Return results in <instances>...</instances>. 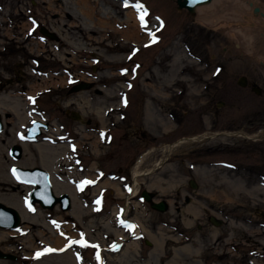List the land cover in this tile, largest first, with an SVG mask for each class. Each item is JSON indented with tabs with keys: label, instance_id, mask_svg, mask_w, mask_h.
I'll list each match as a JSON object with an SVG mask.
<instances>
[{
	"label": "rangeland",
	"instance_id": "374dc122",
	"mask_svg": "<svg viewBox=\"0 0 264 264\" xmlns=\"http://www.w3.org/2000/svg\"><path fill=\"white\" fill-rule=\"evenodd\" d=\"M78 1L0 0V153L10 177L7 196L28 213L15 230L0 228V249L17 256L0 264H264V186L257 175L264 173V138L223 134L246 132L249 115L264 121V64L255 58L264 55V28L252 56L186 9H177L175 0H129L130 5L90 0L103 24L81 14ZM257 2L264 8V0ZM41 25L57 38L43 36ZM130 46L137 48L134 59L141 67L127 94L117 68L125 64ZM53 51L64 56L57 59ZM83 69L92 73L86 79L92 87L70 92L67 82L84 79ZM242 76L247 86L238 84ZM123 92L130 107L120 102ZM220 101L223 105L216 106ZM112 104L130 112L124 128L134 124L146 131V140L152 138L133 161L127 188L118 176L107 180L118 183L115 190L102 186L105 179L96 172L102 163L103 110ZM2 106L19 107L23 118L11 119ZM66 109L89 122L66 118ZM55 114L66 128L57 130ZM41 115L53 124L43 136L56 140L60 134L54 146L25 137L27 126ZM113 115L117 119L118 112ZM203 133L207 136L200 140L174 146L165 159L166 146ZM15 144L21 146L19 158L9 153ZM146 147L152 151L144 156ZM94 161L98 168L91 170ZM13 166L52 171L62 188L75 193L76 207L29 209L33 186L17 180ZM88 179L92 183L84 185ZM133 190L138 192L131 196ZM142 190L165 200L167 210L159 212L139 199ZM132 222L139 237L126 226ZM81 239L88 246L70 243ZM49 248L55 251H45Z\"/></svg>",
	"mask_w": 264,
	"mask_h": 264
},
{
	"label": "flooded vegetation",
	"instance_id": "af4514ba",
	"mask_svg": "<svg viewBox=\"0 0 264 264\" xmlns=\"http://www.w3.org/2000/svg\"><path fill=\"white\" fill-rule=\"evenodd\" d=\"M154 42L156 43V41ZM134 54L135 55L137 54V48H135L134 46H130L128 52H126L124 56L125 64L117 68V70H120L118 71L120 72L119 78L123 80L122 82H123L124 87L127 90L126 91L127 94L128 92H131L132 88L134 87V84H136L134 82L138 81L140 78L139 69L141 67V63L138 60L134 59V56H135ZM65 71H67V68H65ZM81 74L79 75L83 76L84 79L80 77H76L75 79L72 80L71 83L67 82L70 92L71 90H73L72 92L78 93V92L86 91L90 89L89 88L86 90L84 89L74 90V88L77 85H82L86 83V79L92 76V73L90 71L87 72L85 69H83V72H81ZM238 84H239V80H238ZM247 84H248L247 80L245 79L244 86H247ZM251 90L257 95L261 93L260 88L251 86ZM123 94L125 96H123V98L120 99V102L122 103L123 106L127 104L129 105L128 107H130L131 102H129L130 100L128 98V95L125 94L124 92ZM219 105H223V102L221 101L216 102V106H219ZM57 108L59 109V107ZM38 112L42 113V111L40 110H38ZM62 112L66 118L75 120L74 116H78L79 118L77 120H79L81 123L89 122V121L87 122V119L83 118L80 112H77L75 110L66 109V110H62ZM114 112H118L117 119L112 118L114 116L113 115ZM103 116L106 119V124H105V127L102 128V132L100 133V137H99L101 139L100 143L103 148H101L102 150L101 151L102 163L100 164L101 168L98 170L100 172V175L105 180H111V178H113L114 176H118L119 178H121L118 182L123 183L125 188H127L130 182L127 178L129 174H131V167H132L133 161L138 156V154L141 152L140 151L141 148L145 146L147 147L150 146L152 138L151 140L148 139L150 141L146 140V138L148 137L146 131L140 130L139 127L133 126L134 124H131L130 129L129 127L124 128L125 123H127V121L130 118V112H127L125 110H119V108L117 106L114 107L113 104L110 106H106L104 108ZM41 117L42 118H38V120L41 123L45 124L46 127L41 125L39 127L41 131L38 137L30 141H34V142L38 141L39 143H43V142L48 143L52 141V143H58L60 141L58 140L60 134L56 135V140H53L51 135H49L48 138L43 136L50 129V126L53 124L50 123L49 117H44V115H41ZM54 118L57 119L58 124H59L57 125L58 127L56 126L58 128L57 130L66 128L62 124V122H60V116L58 114H55ZM107 123H109V125ZM244 127L246 128V132H243V134L239 131H235L231 133H223V132L222 133L230 134V135H237V136L240 135V136H243L245 139L254 140V141H259L264 138V121L263 120H260L259 122L254 121L253 117L249 115L247 119V123L244 125ZM164 136H166V134ZM164 136H162L161 139L164 140L165 139L163 138ZM71 139L73 140V142L71 143L72 145H70V147L73 149V145L75 144V141H74L75 137L72 136ZM141 140L144 141L142 144L139 143ZM163 150L166 151L165 148ZM151 151L152 149L150 150L147 149V151L143 155L147 156ZM169 156H170V152H167V156L165 157V159H169ZM113 163H115L116 165ZM248 168H249L248 172H250L251 166ZM257 175L262 178L261 180L263 181L262 186H264V173L258 172ZM188 184L191 187V182L188 181ZM137 197L139 199L144 200V198L141 196V193H139ZM263 217H264V214H263Z\"/></svg>",
	"mask_w": 264,
	"mask_h": 264
},
{
	"label": "bare ground",
	"instance_id": "6f19581e",
	"mask_svg": "<svg viewBox=\"0 0 264 264\" xmlns=\"http://www.w3.org/2000/svg\"><path fill=\"white\" fill-rule=\"evenodd\" d=\"M78 7L80 13L84 16L88 17L90 20L95 21V23L103 24V18L101 16H97L96 14V3L90 2V0H79ZM254 7L259 8V12H254ZM107 7L102 6L101 10L103 13L107 12ZM262 13V14H261ZM194 19L201 25L213 29L219 32H222L224 35L231 38L234 42L238 50L241 53L248 54V55H255V41L257 36H259V30L264 28V8L258 4L257 0H210L208 3H201L195 6L194 9ZM40 27V26H39ZM38 27V29H39ZM54 49V48H53ZM52 53V52H51ZM57 59H61L64 56L63 51H59L52 53ZM255 58L261 63L264 64V55H255ZM90 83V82H86ZM92 87V85L90 86ZM89 87V88H90ZM84 88V90L89 89ZM5 111L8 113H12L11 119H22L23 114L18 107H3ZM243 134V133H242ZM213 135V134H212ZM207 136V133L203 134H196L193 136H183L176 140L173 144L168 145L165 147L167 152H170L174 146H177L181 143H185L188 141H197ZM51 142V143H50ZM48 142V145H53L52 141ZM26 145V144H25ZM54 146V145H53ZM1 141H0V148H1ZM1 153H0V202L3 204L10 203L12 204L13 208H15L19 214L21 221H25L28 217V213L22 208V206L18 203L17 198L12 196H7V188L8 182L10 181L9 175L4 173V162L1 160ZM32 160V159H31ZM23 161L26 163H33V161ZM161 163L159 160L156 165L158 166ZM98 168L96 161L90 164V169L95 170ZM148 173V172H147ZM51 182L54 191H61L65 190L64 193H67L71 198V203L74 207L77 205V201L75 200V193L69 188L64 186L61 187L59 182L55 179L54 173L51 171ZM192 179L189 180V182ZM104 183L102 186L109 185L108 181H103ZM194 184L196 182L193 180ZM136 183V181H135ZM112 189H119L118 183L114 182L112 185H109ZM197 186V185H196ZM192 188V187H191ZM194 189V188H193ZM138 191L133 190L131 196H134ZM57 195V194H56ZM115 211V209H114ZM113 211V212H114ZM136 227L130 228L132 230V236H137L140 232L138 226L135 223H131ZM65 242H62L58 245L60 247ZM69 249V248H68ZM67 251V250H66Z\"/></svg>",
	"mask_w": 264,
	"mask_h": 264
},
{
	"label": "water",
	"instance_id": "95a60500",
	"mask_svg": "<svg viewBox=\"0 0 264 264\" xmlns=\"http://www.w3.org/2000/svg\"><path fill=\"white\" fill-rule=\"evenodd\" d=\"M210 0H175L177 9H186L190 14H194L195 6L201 3H208ZM254 12H259L258 7H254ZM262 14V13H261ZM39 32L50 39H56L57 36L49 31L45 26L41 25L39 27ZM239 84L241 86L245 85V78L242 76L239 78ZM91 83H84L82 85H77L74 90L89 88ZM75 119H78V116H74ZM45 126L39 120H33L31 124L27 127L26 137L29 140L35 139L40 134V126ZM3 124L0 114V131L2 130ZM21 146L15 144L12 145L9 149L11 156L19 158L21 156ZM15 170V172L13 171ZM12 171L16 178L19 181L25 182L33 186L32 190L28 194L27 205L29 208H32L35 204L43 209H53L56 205L63 211L68 210L71 207V198L67 193H61L56 195L52 189V182L50 173L42 167H33V168H22L19 166H14ZM191 182V187L196 188L193 180ZM155 193L149 192L147 190H142L141 196L149 206L159 212H164L168 208V204L165 200H154L153 196ZM211 222L215 225L219 221L214 220L213 217L210 218ZM21 218L19 212L11 207L7 206L0 202V228L13 230L20 225ZM146 244H151L149 240H145ZM16 255L8 252H4L0 249V259H10L16 260Z\"/></svg>",
	"mask_w": 264,
	"mask_h": 264
},
{
	"label": "snow or ice",
	"instance_id": "6c2138e0",
	"mask_svg": "<svg viewBox=\"0 0 264 264\" xmlns=\"http://www.w3.org/2000/svg\"><path fill=\"white\" fill-rule=\"evenodd\" d=\"M137 7H141L140 5H137ZM140 20L143 22L144 21V14H141L140 15ZM153 41H155V36L153 35ZM15 172V170H13ZM83 183L87 184V183H92V181H84ZM121 223L123 224L124 222L121 221ZM127 227L129 228H134L136 227L135 225H132V224H127L126 225ZM70 243H78L80 244L81 246H88L87 242L84 241L83 239L79 240V241H71ZM92 247H98L97 245H92ZM45 251L47 252H51V251H55V249H46ZM43 253H37V256H40L42 255ZM97 259H99V255L97 254Z\"/></svg>",
	"mask_w": 264,
	"mask_h": 264
}]
</instances>
